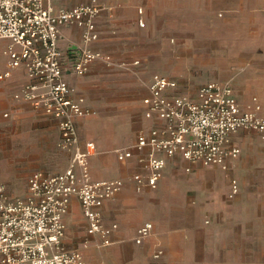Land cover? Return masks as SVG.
Instances as JSON below:
<instances>
[{
	"label": "built area",
	"instance_id": "obj_1",
	"mask_svg": "<svg viewBox=\"0 0 264 264\" xmlns=\"http://www.w3.org/2000/svg\"><path fill=\"white\" fill-rule=\"evenodd\" d=\"M102 10L99 0L57 11L53 0H0V41L8 42L0 46V81H7L16 69L24 67L28 81L14 98L56 119L59 147L70 154L64 171L32 173L25 197H10L6 186L0 184V264H86L83 251L68 248L64 242L65 216L72 198L79 201L87 233L98 239V246L113 242L118 224L105 223L102 207L123 190L125 180L92 178L90 159L97 146L86 141L82 147L77 119L93 116L96 111L72 97L74 89L67 78L68 73L84 75L92 62L104 58L102 52L91 48L100 35L97 19ZM138 14L139 25L145 27L142 7ZM70 24L81 28L83 45L75 49L74 58L63 59L59 38L62 27ZM3 55L5 59H1ZM178 86L179 81L168 76L152 77L149 95L143 101L146 116L154 124L139 132L133 147L116 150L120 161L131 158L133 150H145L139 159L147 163L148 174L136 173L131 178L138 192L145 187L157 188L162 179L165 159L157 154L228 169L229 159L241 153L231 144L233 135L247 131L264 136V106L257 97L242 106L230 83L209 81L192 95L178 94ZM239 190L238 180L231 178L229 196L234 197ZM152 231L153 223L145 222L138 227L135 242L142 243ZM162 254L160 249L154 257Z\"/></svg>",
	"mask_w": 264,
	"mask_h": 264
},
{
	"label": "crops",
	"instance_id": "obj_2",
	"mask_svg": "<svg viewBox=\"0 0 264 264\" xmlns=\"http://www.w3.org/2000/svg\"><path fill=\"white\" fill-rule=\"evenodd\" d=\"M87 1L89 0H53V4L57 11L60 7H72ZM99 2L103 6L101 15L97 19L100 35L91 44V48L102 52L104 58L92 62L84 75L77 76L74 73L67 75L68 81L74 89L72 97L76 100L82 99L83 105L95 111L96 99L89 96L92 86H85L84 76L89 74L91 77L94 73L100 72V62L114 61L113 52L104 48L103 45H111L117 40L127 43L136 37L138 28H142L138 23L139 7L144 9L145 27H159L166 24L169 27H174L181 19L185 20V13L192 8L189 0H99ZM207 4L211 7H207ZM212 5L225 13L234 14L235 19L248 13L249 21L256 20L261 25L264 24V0H202L197 8L200 12H208L210 9L213 10ZM226 18L230 19V16ZM81 32V28L75 24L62 27L59 49L63 59L72 56L76 47L83 45ZM221 42L223 45L227 43L224 39ZM101 44L102 47H100ZM240 49H246L250 54L241 60L246 63L244 69L234 73L246 77L244 84L245 95H247L246 97L242 96L230 84L234 95L242 106L248 105L253 97H257L264 106V44L242 46ZM230 58L236 59L234 56H230ZM137 60L141 61V59H135L133 62ZM255 61L262 63L260 70L254 69ZM250 70L258 73L250 74ZM156 74L179 81L175 76L162 73L154 75ZM27 81L28 77L24 67L16 69L7 81H0V127L16 124L24 127V133H27L23 137L26 148L24 152H27L29 159L35 156L36 161L41 162L39 158L45 155L49 144L53 149L56 148V145L59 147L60 132L56 119L42 111L34 110L28 103L14 98V93ZM209 81L227 83L221 80ZM178 88L176 90L178 94L192 95L196 92L181 93ZM251 92L254 93L249 95ZM148 95L147 87L140 100L142 121L136 130L135 142L139 132L147 131L154 124V120L146 116L147 107L143 100ZM3 115L8 118H3ZM92 119H94L93 116L77 119L82 147H85L86 141H94L97 146L96 154L90 159L92 178L96 180L122 178L125 180L123 190L113 199L106 201L102 207L105 223H117L118 228L112 235V244L102 247L105 248L104 253L108 255V259L100 264H264V259H260L259 252H257L259 249L256 248V237L264 234V226L261 227L262 218L259 217L260 214L264 216V199L250 203L242 196H238L241 193L239 181V193L232 198L229 196L230 181L231 178L237 179L235 171L242 150L250 139L249 136H264L247 131H240L233 135L231 144L238 146L241 153L238 158L229 159L228 169H223L219 165L190 163L178 155L169 158L164 154H157V157L165 159L163 177L157 188L145 187L143 191L138 192L131 178L136 173L147 176V163L139 159L145 150L142 152L133 150L132 157L124 161H120L115 155V163L111 158L112 155L105 154L102 161L97 163L95 157L99 148L104 146L110 151L117 145V139L109 131L104 139L98 137L96 141L87 129ZM122 139L125 142L129 140ZM128 147L122 146L117 149ZM37 149H40L39 153L36 152ZM60 150L62 149L60 148ZM66 153L70 157V154ZM8 155L5 165L8 167V171H14L16 169L15 158L22 153L14 152ZM67 166L57 172L42 169L34 172L56 174L64 171ZM210 180H212L211 183L208 182ZM223 183H228V190L219 187ZM0 184L6 186L7 194L10 197H25L28 194V191L25 195L12 194L4 181L0 180ZM65 222L67 227L65 245L71 249L82 250L86 264H94L92 259L97 251L93 248L86 249L82 245L83 237L90 236L87 233V223L82 207L76 198L71 200ZM145 222L153 223V231L142 243L137 244L135 242L137 229ZM91 238L98 241L96 237ZM262 245L258 244L257 246L258 248L262 247L264 254V242ZM160 249L163 250V254L159 258H155L154 254Z\"/></svg>",
	"mask_w": 264,
	"mask_h": 264
},
{
	"label": "rangeland",
	"instance_id": "obj_3",
	"mask_svg": "<svg viewBox=\"0 0 264 264\" xmlns=\"http://www.w3.org/2000/svg\"><path fill=\"white\" fill-rule=\"evenodd\" d=\"M201 1L189 0L192 8L185 13V20L181 19L174 27L166 24L138 28L136 37L131 42L122 43L117 40L111 45H103L113 52L115 58L110 63L100 62V72L91 77L89 74L84 76L85 86H92L89 96L96 99L97 105L94 119L87 129L95 140L98 137L104 139L111 131L116 136L117 145L110 151L101 146L95 157L97 163L102 161L105 154L112 155L115 163L117 148L134 146L136 130L142 121L140 100L155 73L175 76L179 80L178 91L181 93H193L206 81L221 80L233 85L236 91L246 97V77L234 72L244 69L246 63L241 60L248 57L250 52L240 47L263 45L264 24L261 25L256 20L249 21L248 13L235 19L234 14L225 13L214 5L213 10L200 12L197 6H200ZM207 7L211 6L207 4ZM222 39L226 40L225 45L221 42ZM7 44L6 41H0L2 48ZM230 56L236 59L232 60ZM3 58L6 56L3 55L1 59ZM135 59H141L140 63L133 62ZM261 67L262 63L255 61L254 69L260 70ZM251 73L258 72L250 70ZM252 93L254 92L249 95ZM3 118L8 116L3 115ZM23 128L17 124L0 127V180L15 195L27 193L28 178L35 170L57 172L70 162L66 152H62L58 145L53 149L50 144L45 155L39 158L41 162L36 161L35 156L29 159L27 152H24L26 148L23 137L27 133H24ZM122 138L129 140L125 142ZM249 138L242 150L235 176L241 184L238 196L251 203L264 199V137L254 135ZM14 152L22 155L15 158L16 169L8 171L5 165L7 156ZM36 152L39 153L40 149ZM208 182L211 183L212 180ZM219 187L228 190V183L220 184ZM259 217L262 218L263 227L264 216L260 214ZM256 239V248L259 249L257 252L263 260L264 234ZM97 243L91 237L82 239V245L86 249L93 248L97 251L92 259L94 264L108 259V255L104 253L105 248L99 247ZM258 244L262 247L258 248Z\"/></svg>",
	"mask_w": 264,
	"mask_h": 264
},
{
	"label": "water",
	"instance_id": "obj_4",
	"mask_svg": "<svg viewBox=\"0 0 264 264\" xmlns=\"http://www.w3.org/2000/svg\"><path fill=\"white\" fill-rule=\"evenodd\" d=\"M76 48H77V47H76ZM70 57L74 58V56H73V55H72V56H70ZM72 58H71V59H72Z\"/></svg>",
	"mask_w": 264,
	"mask_h": 264
}]
</instances>
